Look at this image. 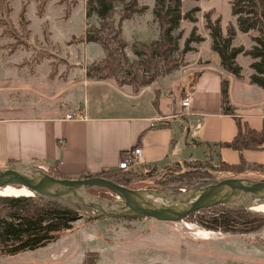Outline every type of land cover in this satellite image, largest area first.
<instances>
[{
    "label": "crops",
    "instance_id": "crops-1",
    "mask_svg": "<svg viewBox=\"0 0 264 264\" xmlns=\"http://www.w3.org/2000/svg\"><path fill=\"white\" fill-rule=\"evenodd\" d=\"M138 2L141 4L140 0ZM134 15L122 21V35L126 44L130 39L145 43L146 29L142 23L138 22L129 30V34L126 33L128 28H125V24L133 20ZM230 24L236 26L234 16ZM225 29L222 28L224 35ZM82 31L69 37L80 35ZM198 31L203 40L193 45L192 52L185 54L186 64L168 75L170 82L165 87H160L156 80L134 92L132 86L127 84L118 87L105 80H92L79 65L77 70L82 75L78 80L75 79L77 71L72 68L64 75L59 71L54 80L47 79L54 88L44 82L43 85L48 86L50 91L45 86L43 89H32L25 85L21 92H33L34 98L26 95H20L17 100L4 97L5 101L0 103V166L13 159L44 170L55 166L66 178H80L82 175L116 169L122 153L132 147L142 149V161L138 166L185 160L187 149L190 150V159L194 158L196 149H202L203 152L211 150L209 154L213 153L216 158L229 164L243 161L246 164L264 165V144L260 148L240 151L222 145L237 134L236 118L240 119L242 125L256 131L262 128L264 89L250 82L253 59L238 54L235 62L241 68L240 76L229 74L222 68L218 54L211 49L208 31ZM85 32L83 41L70 46L71 49L75 48V51L79 45L89 43L84 39ZM253 35V32L237 30L232 46L251 49ZM104 56L105 53L101 58ZM70 63L79 64L71 60ZM222 77L229 81L232 114L222 110ZM182 94L190 96L187 110L181 107ZM66 115L72 118L67 119ZM98 220L87 225L95 226ZM97 230L96 233L94 230L90 234L85 233V238L74 230L65 233L58 240L70 236V243L62 246L57 255L54 254V261L62 264L70 253V264L74 262L73 257H78L77 264H85V254L96 252L98 259L93 264H103L100 258L102 253L111 257L126 251H122L123 247L114 249L109 246L114 239L102 236ZM75 238L83 240V243L78 245L74 242L77 240ZM132 247L136 248H130L125 256H145L146 263L142 264L164 263V259L153 262L156 254L153 246L148 249Z\"/></svg>",
    "mask_w": 264,
    "mask_h": 264
},
{
    "label": "rangeland",
    "instance_id": "rangeland-1",
    "mask_svg": "<svg viewBox=\"0 0 264 264\" xmlns=\"http://www.w3.org/2000/svg\"><path fill=\"white\" fill-rule=\"evenodd\" d=\"M230 2L231 0H183V13L194 6H199L200 11L194 13L197 19L196 22L183 19L178 30L174 31V34L179 31L182 33V37L178 41L179 48L183 47L184 41L189 36L192 27H196L197 33H200L198 30L201 33L207 31L204 14L208 11L211 12L212 19L220 16L221 27L223 29L226 28L233 21V16L230 12ZM140 3L142 6L146 4L148 6L147 10L141 14H135L133 20L126 22L125 28H128L126 33L129 34V30L133 29L138 22L142 23L146 29L144 33L145 44L154 45V39L159 37V35L157 36V29L159 31L158 23L153 14L155 0H140ZM116 8L121 12L123 5L119 4ZM71 12L72 15L67 20ZM117 19L118 15H115L114 20L116 21ZM93 27H99V19L95 14L86 16V0H0V103L5 101L4 97L17 100L16 98H19L20 95H26L34 98L35 93L33 92H21L25 85L31 86L32 89H35L34 87L43 89L45 82L48 86H51L52 84L47 79L54 80L59 71L61 75H64L73 68L75 69L74 71H77L75 79L78 80L81 72L77 68H80V66L87 73L88 68L94 65H101V60L105 56L101 57L104 53L106 55V51L100 44L89 42L85 46L79 45L75 51L73 50L75 48H70V46L82 42L83 32ZM83 28L84 31H82ZM81 31L82 34L72 38L69 37L72 34H79ZM253 34L255 35V32ZM135 37L137 38L138 36ZM128 42L129 44H126L125 47V52L129 59L128 62L133 66H137L133 63V60H145V55L140 46L141 43L134 39L132 41L130 39ZM194 44L196 43H192L191 47ZM253 45L254 42L252 41ZM135 51L139 54L136 55ZM175 57H177V62H179L175 70H179L186 64V58L184 55L182 59L178 53L175 54ZM70 60L79 64H72ZM134 73L139 74V72L126 67L120 73V76L116 78L110 76L104 80L118 86V82L132 81L135 76ZM170 74L156 79L160 87L168 85L170 81L167 77ZM30 82L35 85H30ZM136 85L138 90L146 87L140 84ZM48 86L45 87L50 91ZM153 86L157 87L156 84H153ZM51 88L54 87L51 86ZM189 152L190 150L187 149L185 160L169 161L158 165L157 171L162 174L157 178L137 179L128 187L169 191L175 189L176 186H184L180 184L183 182L177 180L171 182L169 178L176 177L183 171L195 170L198 172L197 169L206 171V173H203V177L193 179L191 182H200L202 184L210 180L233 176L247 177L254 180L264 179V172L260 171L247 170L238 175L223 171V166L219 164L216 155L211 153L209 158H205L202 149H196L192 159L189 158ZM1 166H5V163H2ZM170 170L172 174H167L170 173ZM7 189L9 187L1 190ZM89 192L103 197H111L103 188L96 189L91 187ZM211 211H198L196 214L197 218L202 217V214L209 215L212 213ZM96 223L98 224L95 226H89L87 225L89 223L78 220L73 223L74 232L85 238V233L90 234L94 231L96 233L98 232L97 229H99V234L114 239V243H110L109 246L114 247V249L123 247L122 251L136 248L132 246L141 247L142 249H148L153 246L156 253L153 259L155 263L164 259V263L161 264H264V225L249 233L230 234L219 230H209L196 221L189 219L179 222H162L142 217H102ZM75 239L77 240L74 242L78 245L83 243V240ZM68 242L70 243V236H64L62 239L44 247L24 251L14 256L0 254V264H58L60 261H54V254L57 255L59 250L63 249L62 246L68 244ZM66 249L68 248L66 247ZM126 251L121 255H115V253L111 257L105 255L106 253L104 252L100 258L103 264L130 263L131 261L139 264L146 263L145 256H125L127 254ZM86 254L88 261L97 262V254L96 256L93 254L88 256ZM107 259L111 261H107ZM66 260L62 264H70V253ZM72 261L74 262L71 264H77L78 257H73ZM150 262L151 260L148 263Z\"/></svg>",
    "mask_w": 264,
    "mask_h": 264
},
{
    "label": "trees",
    "instance_id": "trees-1",
    "mask_svg": "<svg viewBox=\"0 0 264 264\" xmlns=\"http://www.w3.org/2000/svg\"><path fill=\"white\" fill-rule=\"evenodd\" d=\"M182 1L155 0L153 14L158 23L159 37L153 43L154 45L140 44L145 60H133V63L137 65L133 66L128 62L129 59L125 52L126 41L122 35V21L136 13H143L147 10V6L140 5L138 0H86V16L95 14L99 19V27L87 30L84 39L87 42L100 44L106 51L105 57L101 60V65L88 68L86 76L95 80H104L110 76L116 78L126 67H129L139 74L134 73L135 76L132 81H117L118 86L127 84L132 86L134 92H138L136 84L147 86L158 77L170 74L179 65L175 54L178 53L183 59L187 52L194 50L191 47L192 43L203 40L202 36L197 33L196 27H192L183 47L179 48L178 41L182 37V33L179 31L174 34V31L178 30L183 19L196 22L194 13L200 11L199 6H194L183 13ZM119 4L123 5L121 12L116 8ZM230 12L235 17L236 26L229 24L226 27L225 35L222 32L220 16L212 19L210 11L204 14L205 28L211 39V49L220 57L222 68L236 77H239L241 72V68L235 62L236 56L240 53L250 56L253 59L250 64L253 69L250 82L264 89V0H231ZM115 15H118L116 21L114 20ZM237 30L242 33L255 32V35L251 37L254 42L251 49L246 50L242 46H232V40ZM134 53L139 54L137 51ZM228 89L229 81L226 77H222L220 87L222 110L224 113L232 114L233 109L229 105ZM236 123L238 125L237 134L230 142L222 145L239 151L263 146L264 119L260 131L242 125L238 118H236ZM203 155L205 158L211 156L207 151H204ZM218 162L222 164L223 171L235 175L247 170L264 172V165L246 164L243 161L237 164H229L219 158ZM17 163L11 159L7 161L5 166ZM157 169L158 165L156 164H144L129 170L116 168L95 175H82L80 178L96 176L123 186H129L137 179L157 178L162 174ZM197 170L198 172L195 170L183 171L176 177L169 178L171 182L177 180L183 182L180 184L184 185L176 186L170 191H178L182 188L185 190L194 189L216 181L210 180L202 184L191 182L193 179L203 177V173H206V171H200L201 169ZM45 171L53 177L66 178L57 171L55 166H51ZM169 172L167 174H172L171 170ZM94 188L99 189V187ZM9 189L19 188L9 187ZM209 210H212L209 215L202 214V217L197 218V211L189 214L185 219L194 220L209 230H219L230 234L249 233L264 225V213L249 208L216 205L201 209L199 212ZM92 215V211L88 208L72 203L64 204L50 198L33 195H0V254L14 256L24 251L44 247L57 241L65 233L73 231L74 222L82 220L85 223H91L93 220L102 218ZM90 254L96 256L97 253L88 252L86 255L89 256ZM84 263L93 264L92 261H88L86 256Z\"/></svg>",
    "mask_w": 264,
    "mask_h": 264
},
{
    "label": "water",
    "instance_id": "water-1",
    "mask_svg": "<svg viewBox=\"0 0 264 264\" xmlns=\"http://www.w3.org/2000/svg\"><path fill=\"white\" fill-rule=\"evenodd\" d=\"M7 186L24 188L33 196L88 208L95 217H142L162 222H179L191 213L216 205L250 209L264 203V179L235 176L194 189L166 191L131 188L96 176L56 178L40 167L17 163L0 167V190ZM91 187L106 189L111 197L92 194Z\"/></svg>",
    "mask_w": 264,
    "mask_h": 264
},
{
    "label": "built area",
    "instance_id": "built-area-1",
    "mask_svg": "<svg viewBox=\"0 0 264 264\" xmlns=\"http://www.w3.org/2000/svg\"><path fill=\"white\" fill-rule=\"evenodd\" d=\"M190 106V96L185 94L181 100V107L185 110ZM67 119H71V115H66ZM142 161V149L140 147H132L126 149L117 164L118 169L129 170L138 166Z\"/></svg>",
    "mask_w": 264,
    "mask_h": 264
},
{
    "label": "bare ground",
    "instance_id": "bare-ground-1",
    "mask_svg": "<svg viewBox=\"0 0 264 264\" xmlns=\"http://www.w3.org/2000/svg\"><path fill=\"white\" fill-rule=\"evenodd\" d=\"M7 187H12V186H7ZM5 187V188H7ZM4 188V189H5ZM17 188V187H14ZM0 195H25V196H30L32 193L24 188H19V189H7V190H0ZM254 211H259L264 213V203L260 204L258 206H254L250 208Z\"/></svg>",
    "mask_w": 264,
    "mask_h": 264
}]
</instances>
